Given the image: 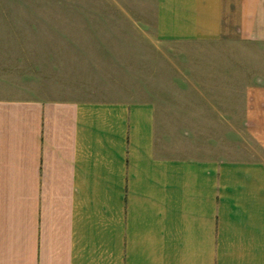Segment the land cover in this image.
Returning a JSON list of instances; mask_svg holds the SVG:
<instances>
[{
    "label": "crops",
    "instance_id": "obj_1",
    "mask_svg": "<svg viewBox=\"0 0 264 264\" xmlns=\"http://www.w3.org/2000/svg\"><path fill=\"white\" fill-rule=\"evenodd\" d=\"M18 5L0 264H264V0H67L43 31ZM229 134L246 157L223 158Z\"/></svg>",
    "mask_w": 264,
    "mask_h": 264
},
{
    "label": "rangeland",
    "instance_id": "obj_2",
    "mask_svg": "<svg viewBox=\"0 0 264 264\" xmlns=\"http://www.w3.org/2000/svg\"><path fill=\"white\" fill-rule=\"evenodd\" d=\"M7 3V10L9 16L12 18L16 17L17 10L25 9L26 6H19L18 4L21 3H29V0H6ZM34 3H38L37 6H34V8H37L38 10V17H39V29L40 30H64L67 29V0H34ZM30 7V6H29ZM31 8V7H30ZM35 17V16H34ZM72 29H79L78 24L72 25ZM154 54V53H153ZM155 55V54H154ZM152 56V63L159 62L160 59L164 60L163 54H157L155 56ZM148 58V57H147ZM167 60L168 61H175V55L174 51L169 50V53L167 54ZM185 60V58H184ZM228 60L227 57L223 56V61ZM235 134H229L227 136L228 142L225 140L223 144L228 143V145H224L225 147H228L231 145L230 148H223V158H240L246 157L247 154H249L247 151H244V149L250 148V140L249 135H244L242 137L238 136L239 138H235ZM230 138H233L232 140ZM235 142V149H233L230 142ZM238 141V143H237ZM236 145L239 147L237 148Z\"/></svg>",
    "mask_w": 264,
    "mask_h": 264
}]
</instances>
